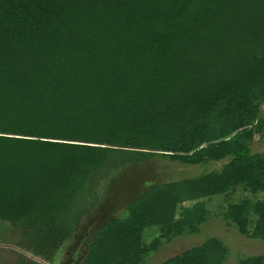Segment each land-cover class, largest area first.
<instances>
[{"label":"trees","instance_id":"1","mask_svg":"<svg viewBox=\"0 0 264 264\" xmlns=\"http://www.w3.org/2000/svg\"><path fill=\"white\" fill-rule=\"evenodd\" d=\"M262 103L264 0H0V221L71 228L76 200L124 159L226 158L129 201L83 264H138L160 237L197 233L205 199L237 188L255 196L228 200L222 218L264 244V150L250 146L264 138ZM150 225L159 236L143 243ZM225 257L206 237L159 264ZM235 264H264V251Z\"/></svg>","mask_w":264,"mask_h":264},{"label":"rangeland","instance_id":"2","mask_svg":"<svg viewBox=\"0 0 264 264\" xmlns=\"http://www.w3.org/2000/svg\"><path fill=\"white\" fill-rule=\"evenodd\" d=\"M261 109L264 111V103ZM250 146L252 151H263L264 138L255 136ZM138 150L149 151L144 148ZM225 160H209L192 165L152 157L142 160L124 159L110 164L88 185L84 197L76 200L78 213L71 228H16L0 221V264H83L87 246L100 224L108 218L119 217L129 201L156 183L195 176L218 168ZM242 196L255 195L237 188L227 195L205 199L207 216L199 225L197 233L172 237L169 241L160 237L162 244L157 250L146 253L138 264H159L201 243L206 237H216L225 246L226 257L222 264H235L238 256L263 252L262 242L244 237L226 225L222 218L226 202ZM140 235L141 241L148 243L159 236L158 226H146Z\"/></svg>","mask_w":264,"mask_h":264}]
</instances>
